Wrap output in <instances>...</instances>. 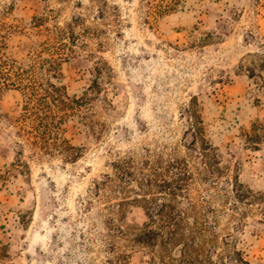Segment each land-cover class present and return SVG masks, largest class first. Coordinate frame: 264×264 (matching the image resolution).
<instances>
[{"label": "rangeland", "instance_id": "obj_1", "mask_svg": "<svg viewBox=\"0 0 264 264\" xmlns=\"http://www.w3.org/2000/svg\"><path fill=\"white\" fill-rule=\"evenodd\" d=\"M168 2L0 0V57L65 41L68 93L88 98L66 125L77 159L24 142L0 264H264V0ZM21 107L0 89V170ZM147 225L176 238L136 241Z\"/></svg>", "mask_w": 264, "mask_h": 264}, {"label": "trees", "instance_id": "obj_2", "mask_svg": "<svg viewBox=\"0 0 264 264\" xmlns=\"http://www.w3.org/2000/svg\"><path fill=\"white\" fill-rule=\"evenodd\" d=\"M179 1L169 0L165 5V11H172ZM59 44V47L54 48L38 42L23 62L7 58L1 53L0 89L3 87L19 89L22 94V107L21 112L13 119L15 133L21 140L17 142L15 161L10 167L0 170V191L6 187L13 173H23L27 167V163L21 157L24 142L49 154L59 152L70 160L77 159L79 155L77 148L65 135L66 125L74 116H80L76 109L88 98L86 96L78 98L68 93L63 65L69 60L70 55L57 51L67 49L68 44L65 41H60ZM117 169H120L119 164ZM158 215L169 221L172 219V215L167 211L157 209L148 213L150 222ZM175 238L176 235L172 231L147 225L144 231L137 235L136 241L155 245L161 240L169 244ZM240 261L245 262L242 259ZM161 264L196 263L183 257L177 262L162 259Z\"/></svg>", "mask_w": 264, "mask_h": 264}]
</instances>
